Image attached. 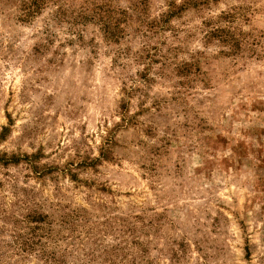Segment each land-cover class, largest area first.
Wrapping results in <instances>:
<instances>
[{
	"label": "rangeland",
	"instance_id": "rangeland-1",
	"mask_svg": "<svg viewBox=\"0 0 264 264\" xmlns=\"http://www.w3.org/2000/svg\"><path fill=\"white\" fill-rule=\"evenodd\" d=\"M34 1L0 0V264H264V0Z\"/></svg>",
	"mask_w": 264,
	"mask_h": 264
},
{
	"label": "trees",
	"instance_id": "trees-1",
	"mask_svg": "<svg viewBox=\"0 0 264 264\" xmlns=\"http://www.w3.org/2000/svg\"><path fill=\"white\" fill-rule=\"evenodd\" d=\"M39 1H40V0H35V1L33 2L35 5H33V8H32V9H34V8H36V7L39 6ZM11 159L14 160L13 157H12V158L7 159V160H6V159H3V161H11ZM13 162H14V161H13ZM23 250H25V249H23ZM50 258H53V259H54V258H55L54 254H53V255H50Z\"/></svg>",
	"mask_w": 264,
	"mask_h": 264
}]
</instances>
